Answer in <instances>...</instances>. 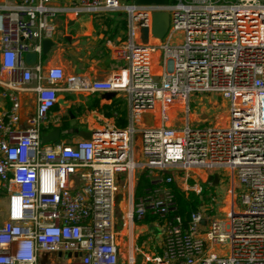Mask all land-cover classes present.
Segmentation results:
<instances>
[{
    "label": "built area",
    "instance_id": "built-area-1",
    "mask_svg": "<svg viewBox=\"0 0 264 264\" xmlns=\"http://www.w3.org/2000/svg\"><path fill=\"white\" fill-rule=\"evenodd\" d=\"M121 1L71 0L66 10L52 0L0 6V76L5 77L0 78V193L8 201L0 225V264H118V176L126 178V188L137 172L155 184L137 197L129 219L141 224L150 216L162 230L159 256L148 253V259L264 264V0H169L165 6ZM61 11L123 15L126 39L115 56L125 65L104 81L70 78L66 88L124 95L129 123L91 140L44 144L41 137L54 126L50 112L65 74L58 66L27 67L25 56H41L42 41L53 39ZM157 12L169 14V29L150 44L151 17ZM139 27L147 28L148 44L142 43ZM31 82L36 108L22 130L19 93ZM191 94L225 100L227 126L191 127ZM175 101L185 107L182 127L167 124ZM145 114L152 116L149 126ZM202 170L206 180L197 174ZM213 170L231 172L235 197L226 217H217L203 196L211 190ZM175 176L184 181L185 195L198 197L186 225L173 215L169 185ZM222 247L227 250L218 253Z\"/></svg>",
    "mask_w": 264,
    "mask_h": 264
},
{
    "label": "crops",
    "instance_id": "crops-1",
    "mask_svg": "<svg viewBox=\"0 0 264 264\" xmlns=\"http://www.w3.org/2000/svg\"><path fill=\"white\" fill-rule=\"evenodd\" d=\"M70 2L71 0H52V5L66 10ZM13 5L14 0H0V6L12 7ZM121 15L120 13L97 16L90 14L75 15L70 11H61L56 16V31L52 39L55 45L46 55L47 58L46 56L39 57L37 65L43 70L58 66L63 69L65 74V81L61 83L58 92L57 103L50 112V119L54 126L47 132L48 134L59 128L61 130V142L74 143L79 139L77 131L90 132L94 136L103 130L122 129L120 128L122 119L127 121V125L129 123L130 109L124 95L112 92L97 93L87 87L72 91L66 88L67 80L70 78H77L84 84H90L94 81H104L122 68V62L117 60L115 56V49L121 46L126 39V31H122L119 27ZM150 43L154 44L155 42L151 39ZM0 78L5 79L4 76H0ZM34 87L35 82H31L19 93V126L22 130L28 128V122L35 113ZM2 106L3 102L0 98V109ZM149 115L147 120L151 124L152 116ZM135 158L140 159L139 152L135 153ZM143 174L144 172L140 173L139 176ZM121 178L124 176L119 175L118 180L120 181ZM146 178L153 185L155 184L154 179L149 176ZM174 178L173 184L177 188L176 179L178 178L176 176ZM138 181L139 178L134 184L133 182L129 183L131 210L135 202L134 190H136ZM152 220L150 217V221L147 223L154 225ZM138 229L140 235H143L146 233L147 227L141 225ZM148 240L151 241V239L146 238V248L150 247ZM161 241L162 238L158 244ZM159 248L156 247V250L160 253Z\"/></svg>",
    "mask_w": 264,
    "mask_h": 264
},
{
    "label": "rangeland",
    "instance_id": "rangeland-1",
    "mask_svg": "<svg viewBox=\"0 0 264 264\" xmlns=\"http://www.w3.org/2000/svg\"><path fill=\"white\" fill-rule=\"evenodd\" d=\"M122 5L130 4V0H122L120 2ZM55 35V34H54ZM54 38V36H53ZM158 56L156 57L155 62L158 63ZM48 56H46L47 58ZM157 63L154 64V71L157 73ZM125 65L122 62L123 67ZM176 103L169 111V120L168 125L174 127H182L184 124L185 116L184 110L185 107L182 102L175 101ZM171 103V101H170ZM188 107L190 110L189 120L191 122V127L198 126L202 129L211 128L212 126H227L228 124V103L225 100H222L220 97L213 95H194L191 94L188 100ZM137 143L136 151L138 152V144L139 139L135 140ZM195 173L196 171H192ZM207 171H200L197 174L200 178L205 179L207 177ZM211 176H215L218 174L220 176V184L217 187L211 186L209 191L203 193L207 203V206H211L215 209V215L217 217H226V215L230 212V196L233 199L234 204V195L232 192V180H231V172L227 170H217L212 171ZM194 174H190L192 177ZM139 178L138 172L135 173V182H137ZM193 179V178H192ZM197 180L200 181L198 178ZM118 192L115 203V226L117 233V245L120 250V259L118 264H155L154 258L148 259L147 256H151L148 253H154L156 256H159V252L156 250L158 246V242L160 241L162 230L159 227L151 225L147 222L142 224L131 223L129 219V214L131 211V202L129 199V194L131 189L128 187H124L126 184V178H121L118 181ZM189 182H192L189 181ZM177 188L180 192L184 193L185 190L183 188L184 181L180 179H176ZM135 192V190H134ZM188 193L187 197L189 199L192 198L193 193L186 191ZM213 194V202H210L211 195ZM186 196V195H185ZM195 196V195H194ZM198 200V197L195 196ZM224 206L223 212L225 215L220 212V209ZM8 211V201L7 197L0 193V225L6 220ZM147 227L146 233L140 235V231L138 229L139 226ZM149 237L151 241L149 242L150 247L146 248L145 240ZM227 247H222L221 249H216L219 253L220 251H226ZM145 255V256H144Z\"/></svg>",
    "mask_w": 264,
    "mask_h": 264
},
{
    "label": "water",
    "instance_id": "water-1",
    "mask_svg": "<svg viewBox=\"0 0 264 264\" xmlns=\"http://www.w3.org/2000/svg\"><path fill=\"white\" fill-rule=\"evenodd\" d=\"M136 5H162L165 6L169 3V0H135ZM152 26H151V38L162 40L168 32L169 29V14L167 12H157L154 13L151 17ZM140 38L143 44L149 43V35L147 28L139 27ZM54 42L52 40H43L41 44V56H46L49 51L54 47ZM38 55L36 53H28L25 56V64L27 67L34 66L38 62ZM150 117L149 114L143 116L144 122L149 126V121L147 120ZM146 118V119H145ZM77 137L82 140H91L92 134L86 131H77ZM41 141L44 144L52 143L59 144L61 142V130L56 128L49 132L46 135L41 137ZM167 174H170V171H166ZM219 182L218 175L213 177V185L217 186Z\"/></svg>",
    "mask_w": 264,
    "mask_h": 264
},
{
    "label": "trees",
    "instance_id": "trees-1",
    "mask_svg": "<svg viewBox=\"0 0 264 264\" xmlns=\"http://www.w3.org/2000/svg\"><path fill=\"white\" fill-rule=\"evenodd\" d=\"M121 16L123 17V15ZM119 27L122 31H126V21L121 19V21L119 22ZM126 126H127V121L122 119L120 121V128L123 129ZM169 186L173 191L174 203L176 207V210L173 212V215L179 216L182 219L183 224L186 225V223L189 221L190 214L198 209V205H199L198 200L195 198L194 194L192 195V198L189 199L187 195L185 196L184 193L180 192L173 183H171ZM153 187L154 185L149 179L146 178L145 174L140 175L135 190V195H134L135 200L137 199L138 196L143 195V193L147 189H152ZM148 221H150V217H147L145 220V222Z\"/></svg>",
    "mask_w": 264,
    "mask_h": 264
},
{
    "label": "bare ground",
    "instance_id": "bare-ground-1",
    "mask_svg": "<svg viewBox=\"0 0 264 264\" xmlns=\"http://www.w3.org/2000/svg\"><path fill=\"white\" fill-rule=\"evenodd\" d=\"M151 39H152L153 42L158 43V40H157V39H155V38H151ZM151 39H150V40H151ZM150 44H151V43H150ZM154 55H155V59H156V57H157L158 54L155 53ZM213 171H217V170H213ZM216 175H218V174H216ZM218 177H219V179H220V176H219V175H218ZM212 178H213V176H212ZM212 182H213V179H212ZM211 184H212V186H214L213 183H211ZM217 186H219V182H218V185H217ZM217 186H214V187H217ZM231 199H232V198H231V196H230V199H229L230 202H231Z\"/></svg>",
    "mask_w": 264,
    "mask_h": 264
}]
</instances>
